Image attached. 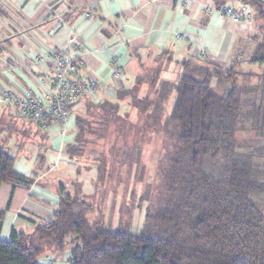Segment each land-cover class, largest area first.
<instances>
[{"label":"trees","instance_id":"16d2710c","mask_svg":"<svg viewBox=\"0 0 264 264\" xmlns=\"http://www.w3.org/2000/svg\"><path fill=\"white\" fill-rule=\"evenodd\" d=\"M242 3L255 24L251 70L241 71L236 61L223 68L188 58L180 61L173 82L159 79L158 67L149 78L151 88L159 79L153 95L141 105L133 99L138 113H146L143 122L141 114L138 121H128L119 114V102L106 97L98 103L81 97L69 106L71 112L86 100L101 127L86 118L89 108L86 116L75 114V138L64 148L71 159L79 160L82 145L95 143L100 129L118 131V139L135 155L152 133L169 134V153L159 175L162 197L146 209L141 230L113 228L91 217L94 209L86 199L96 194L105 177L112 178L107 161H118L108 149V155L101 151L95 158L92 194H84L80 184L67 193L60 184L51 220L37 223L30 234L12 229L10 239L0 238V264H39L42 255L67 248L72 264H264V0ZM240 75L244 81L239 82ZM141 80L138 75L137 87ZM171 92L174 101L166 112ZM28 121L35 132L43 131ZM243 130L250 136L240 140ZM117 141L111 146L120 153ZM14 162L0 148V186L30 181L15 170ZM134 163L133 156L129 165Z\"/></svg>","mask_w":264,"mask_h":264},{"label":"crops","instance_id":"0c3cea01","mask_svg":"<svg viewBox=\"0 0 264 264\" xmlns=\"http://www.w3.org/2000/svg\"><path fill=\"white\" fill-rule=\"evenodd\" d=\"M226 5L248 11L242 0H0V87L40 91L39 76L47 68L37 69L34 57L51 48L66 51L70 37L79 47L84 70L97 78L98 102L133 89L143 65L158 55L167 60L161 71L166 80L188 58L225 68L251 46L255 34L254 22H235L218 12ZM78 106H73L64 130H34L39 145L31 151L19 148L20 155L12 152L15 170L30 181L1 184V239H10L12 229L30 234L37 223L51 220L60 184L67 193L76 184L83 189L79 160L69 158L64 149L75 138ZM3 108L10 112L0 111L1 120L13 123L14 107ZM4 145L9 149L8 142ZM59 164L61 176L51 175ZM63 252L42 255L38 263L72 264L70 254Z\"/></svg>","mask_w":264,"mask_h":264},{"label":"rangeland","instance_id":"374dc122","mask_svg":"<svg viewBox=\"0 0 264 264\" xmlns=\"http://www.w3.org/2000/svg\"><path fill=\"white\" fill-rule=\"evenodd\" d=\"M253 45L254 42L252 40L251 46H248L245 51L241 52L242 54L234 60L239 65L238 69L243 72L251 70L254 66V64L250 62ZM166 62V58L162 55L156 56L154 62H146L140 73L143 80L139 81L138 87L136 85L137 90L135 93L131 92L132 89L129 92H124L125 90H123L120 94L115 93L114 97H106L109 101L119 102V114L121 116L126 117L130 122H136L138 121V114H141L139 116V121L143 122L146 113H138V109L134 106L133 102L135 100L140 104L153 95L155 89L158 87L157 84L159 79H165L161 71L164 69ZM158 67L160 68L156 73L159 79L151 88L152 85L150 84L149 78L152 76V72ZM172 68V70H175L174 66ZM176 68L178 72L176 74H170L168 80L173 82L176 81L181 67L178 65ZM238 80L239 82L244 81L241 75ZM171 93L172 95L166 104V112L170 111L174 101V92ZM117 95L121 96V99H117ZM4 105L7 104H0L1 113H9L10 111L8 109L3 108ZM78 105L75 114L86 116L85 114L88 111L87 108H89L91 111L89 110L86 118L91 125L101 128L100 124L96 122L98 121V113L96 114V110L94 111V109H91L92 105L86 100L78 102ZM92 111L94 112L92 113ZM10 123L11 124L4 122V120L0 118V148L8 151L10 154H12V152L18 154V149L21 147L28 149L27 151H29V149L31 151L35 146L39 145L38 141H41L37 134L34 133V128L31 127L28 121L17 118L14 108L13 123L11 121ZM102 131L101 129L98 131L100 135H96L97 138H94L95 143L85 142L82 145L79 166L82 169L83 193L89 195L92 194L94 190L93 183L96 179V166L98 164L95 158L99 157L98 154L101 151H104L106 155H108L106 152L108 149L114 150V156L118 161L117 164L116 161H113V165L110 164L109 160L107 161V167L110 169V174L112 173V178L108 179L105 177L101 187L96 190V194L91 199H86L87 202L91 203L94 209L91 213V217L102 219L104 225H110L113 228H121L133 233H138L143 226L146 209L158 204L159 198L162 197V185L159 175L160 169L165 166L163 163V156L169 153V134H167V132L152 133V137L143 142L137 155H135V153H133V151H135L134 149H132V151L127 146H124L121 140L118 139L120 138L118 137V131L111 130V127H109L106 133L103 131L104 134H102ZM83 134L86 136L87 140L92 137V135L88 133L85 134L83 132ZM9 136L12 139V143L7 138ZM246 136H250V132H247V130L240 131V140ZM116 139L118 140V145L122 146L120 147L122 148L121 154L117 148L115 149L116 146H111L112 142ZM36 141L37 144L35 143ZM5 142H8L9 149L5 147ZM133 156L136 157L137 163L129 165ZM123 159L124 162L122 164L120 160L122 161ZM126 164L127 166H124ZM60 165L61 164L57 165L55 171L51 172V175H55L56 177L61 176ZM86 168L88 170H86ZM126 168L127 170L125 171ZM67 253H69L68 248L65 249L63 254Z\"/></svg>","mask_w":264,"mask_h":264},{"label":"built area","instance_id":"2783aa9c","mask_svg":"<svg viewBox=\"0 0 264 264\" xmlns=\"http://www.w3.org/2000/svg\"><path fill=\"white\" fill-rule=\"evenodd\" d=\"M218 12L235 22L253 21L244 6L237 8L226 5L220 7ZM88 15L85 13V16ZM66 48V51L51 48L34 57L37 69L43 66L47 68L39 76L40 91L15 85L0 87V104H11L17 118L32 120L42 130L52 131L54 126L62 130L67 127L69 106L81 97H88L98 103L97 78L86 73L79 62V47L73 37L68 39ZM119 74L118 70L113 73L115 77Z\"/></svg>","mask_w":264,"mask_h":264}]
</instances>
